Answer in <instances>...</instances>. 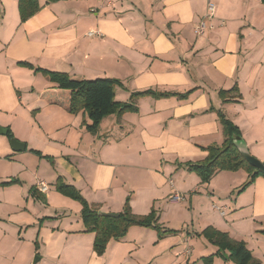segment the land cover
Masks as SVG:
<instances>
[{
	"label": "crops",
	"instance_id": "obj_1",
	"mask_svg": "<svg viewBox=\"0 0 264 264\" xmlns=\"http://www.w3.org/2000/svg\"><path fill=\"white\" fill-rule=\"evenodd\" d=\"M37 2L40 9L21 22L18 0H0V127L9 128L25 150L51 158L55 173L90 206L118 214L129 197L132 213L147 215L169 196L163 192L172 182L167 180L164 155L200 162L206 157L200 147L222 144L215 111L239 128L249 153L264 162L261 0ZM208 2L215 6L214 19L196 37L193 27L206 21ZM91 32L98 35L89 36ZM20 63L71 79L117 80V102L145 90L192 92L183 100L139 98L135 113L109 115L91 135L82 126L89 123L85 114H70L48 102L42 94L56 85ZM233 87L238 102H223L219 91ZM131 136L138 142L132 159L122 150ZM17 157L7 138L0 136V183L13 177L11 165L22 163ZM131 167H147L148 193L125 188L119 170ZM35 178L36 187L46 186L41 194L48 202L36 214L31 213L36 209L33 198H23L24 181L0 187V264H203L182 234L158 238L155 230L138 226L130 227L123 239L110 240L97 256L92 250L94 234L83 232L79 210L67 214L51 208L49 201L57 195ZM253 185L255 201L264 196V178H256ZM212 207L225 217V204Z\"/></svg>",
	"mask_w": 264,
	"mask_h": 264
},
{
	"label": "rangeland",
	"instance_id": "obj_2",
	"mask_svg": "<svg viewBox=\"0 0 264 264\" xmlns=\"http://www.w3.org/2000/svg\"><path fill=\"white\" fill-rule=\"evenodd\" d=\"M126 121L128 122L129 120ZM131 121L133 122V120ZM13 139L16 138L13 137ZM129 139L128 144H123V155L127 153L129 156L132 154L136 155L138 153V142L132 136ZM127 146L129 152L126 150ZM15 153L18 155L17 160L22 161V163L11 165L13 169L11 170L13 172L11 180L16 181V183L5 187L19 186L24 181L23 198L28 195L32 197L35 201L33 206L37 209L35 211L31 210L32 214H36L44 209V206L48 205L45 195L42 199L36 198L30 193L32 188H35L39 193H44L40 190L39 186H35V176H39L51 188V191L57 195L56 198H51L49 201V204L54 206L51 208H56L61 212H67V214L79 210L78 214H80L81 205L78 201L57 192L55 183L58 179L64 184L67 183L64 182L61 176L55 173L56 168L54 167V162L48 160H46L47 162L41 161L45 159L40 158L32 150ZM125 158L124 160H127ZM185 158L187 157L175 156L173 154H166L164 155V159L162 158L163 163L164 161L166 162L164 164L167 167V170H165L167 180H172L173 182L171 190H169V183L163 189V192L166 191V194L169 196L159 200L157 205L151 207V209L156 211L158 225L162 231L164 228L167 230L174 229L173 231L175 232L172 235L182 234L184 239L191 241L190 246L194 250V255L199 254V256L203 257V264H206L204 262L206 258H210L211 261L209 264H234L220 257L217 254V247L202 235L204 229L212 227L219 232L227 234L232 240L244 242L253 258L260 264H264V212H261L264 210V196L261 195L258 200L254 201V182L245 186L248 180L247 171L243 168L236 171H217L207 184H203L200 182L196 173L189 172L184 167L186 162H196V160H193L190 156H188V159ZM130 159H132L131 156ZM24 163L27 164V169H25ZM14 166H17V169ZM36 166H38V169ZM146 168L131 167L128 169L121 168L123 170H119L122 175L121 179L125 181V188L128 192L134 187L137 189V192L148 193L150 184L148 182L149 178L146 173ZM53 173L55 176H53ZM2 181L5 180L1 179ZM207 185H209V189H206ZM154 192L156 193V191ZM174 194H178L181 200L176 202L171 201ZM209 194H211V199L207 197ZM223 204L227 207L225 217L220 216L219 212L212 207L213 205L220 207ZM33 206L32 209L34 208ZM71 218L75 217L73 216ZM42 221L43 218L40 219L39 223Z\"/></svg>",
	"mask_w": 264,
	"mask_h": 264
},
{
	"label": "trees",
	"instance_id": "obj_3",
	"mask_svg": "<svg viewBox=\"0 0 264 264\" xmlns=\"http://www.w3.org/2000/svg\"><path fill=\"white\" fill-rule=\"evenodd\" d=\"M45 1L46 3H50L59 0ZM261 1L264 3V0ZM39 9L40 6L37 0H18V11L21 22L26 21ZM20 65L32 69L34 73L41 74L49 82L55 84L56 88L44 92L42 96L51 104L61 106L70 114H77L79 112L85 114L89 123H82V126L91 135H96L101 121L107 116L115 115L117 118H120L125 113H135L137 111L136 101L139 98L146 96L155 99L177 97L183 100L192 92L188 91L183 94H176L145 90L132 93L127 102H117L114 93L115 87L120 85L117 80L110 78L77 80L69 78L64 73L33 68L28 63H20ZM218 95L223 102L236 103L240 98L235 87L228 91L221 90ZM209 110L213 109L210 108ZM215 113L224 136L222 144L220 146L210 145L200 147L202 151L206 152L204 160L200 162H186L184 164L185 169L196 173L203 184H207L217 171H236L242 168L248 173V180L245 186L252 184L258 177L264 178V175L250 166L235 148L233 141L242 139L239 128L220 111H215ZM6 129L7 134L5 137L9 141L13 139V135L9 128ZM35 153L40 158L52 162L51 158L42 156L38 151H35ZM14 183L16 181L10 180L0 183V186L5 187ZM55 188L57 192L71 197L80 203V218L84 226L83 232L94 234L92 250L97 256H101L104 253L106 245L110 240L119 241L123 239L128 229L133 226L151 228L157 232L158 238L175 232L171 230L162 231L158 225V217L154 209H151L144 216L134 215L129 205V197L125 198L122 211L117 214V217H104L98 215V210L90 206L72 185L64 184L58 179L55 183ZM30 193L36 198H44V195L39 193L35 188H32ZM202 235L217 247V254L225 261H231L234 264H260L253 258L244 242L232 240L227 234L219 232L212 227L204 229ZM210 261V258L204 260L206 264H209Z\"/></svg>",
	"mask_w": 264,
	"mask_h": 264
},
{
	"label": "water",
	"instance_id": "obj_4",
	"mask_svg": "<svg viewBox=\"0 0 264 264\" xmlns=\"http://www.w3.org/2000/svg\"><path fill=\"white\" fill-rule=\"evenodd\" d=\"M7 134V129L0 127V136H5ZM9 144L14 152H22L25 150V145L23 143L18 142L16 139H10ZM233 144L239 154L243 157V159L253 168L257 169L261 174L264 175V162L252 156L247 148L246 143L243 139L234 140ZM100 216L104 217H117V214L100 212L97 213Z\"/></svg>",
	"mask_w": 264,
	"mask_h": 264
},
{
	"label": "built area",
	"instance_id": "obj_5",
	"mask_svg": "<svg viewBox=\"0 0 264 264\" xmlns=\"http://www.w3.org/2000/svg\"><path fill=\"white\" fill-rule=\"evenodd\" d=\"M214 13H215V6L208 2L207 4V14H206V21H199L197 24L193 27V34L196 37L202 36L205 31L209 28L208 23L211 22L214 19ZM89 36L91 35H98V33H88ZM170 185H172V182H170ZM40 190L44 192L46 190V186L43 183H39ZM181 200L180 196L178 194H174V196L171 198V201H179ZM221 215H224L223 209L220 210Z\"/></svg>",
	"mask_w": 264,
	"mask_h": 264
}]
</instances>
